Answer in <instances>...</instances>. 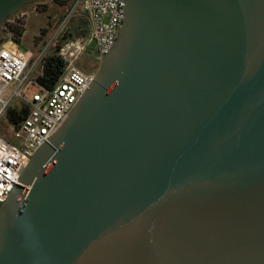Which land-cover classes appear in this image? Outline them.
<instances>
[{"label": "water", "instance_id": "95a60500", "mask_svg": "<svg viewBox=\"0 0 264 264\" xmlns=\"http://www.w3.org/2000/svg\"><path fill=\"white\" fill-rule=\"evenodd\" d=\"M123 1L0 210V264H264V0Z\"/></svg>", "mask_w": 264, "mask_h": 264}, {"label": "built area", "instance_id": "2783aa9c", "mask_svg": "<svg viewBox=\"0 0 264 264\" xmlns=\"http://www.w3.org/2000/svg\"><path fill=\"white\" fill-rule=\"evenodd\" d=\"M125 9L123 0H73L69 14L37 51L22 49L18 43L0 49V120L7 114L14 133L12 141L0 134V210L34 155L50 142L93 83L95 74L84 72L76 62L92 44L96 45L95 59L99 61L112 50L125 21ZM26 16L21 12L17 19L25 20ZM76 17L85 20L87 35L63 40L65 29ZM61 42L58 57L63 62V72L56 84L47 89L39 84L40 75L29 77L37 66L43 74L49 51ZM12 86L15 88L11 91ZM7 92L10 96L5 100ZM14 99L19 100V107L10 106ZM24 108L26 115L13 123L9 111L19 113Z\"/></svg>", "mask_w": 264, "mask_h": 264}, {"label": "rangeland", "instance_id": "374dc122", "mask_svg": "<svg viewBox=\"0 0 264 264\" xmlns=\"http://www.w3.org/2000/svg\"><path fill=\"white\" fill-rule=\"evenodd\" d=\"M64 1L66 0H35L25 5L20 11L0 25V49L3 47L12 48L14 43H18L22 49L37 51L44 40L54 30L58 29L56 26L62 20L61 15L65 11L68 15L71 11L73 0L68 3H64ZM21 12L27 13L28 16H26L25 20L18 21L17 17ZM87 30L88 28L83 18H73L67 29H65L63 40L72 38L76 32H87ZM51 51H53V48L49 51V54ZM97 55L96 45L92 44L89 46L87 52L76 62V66L84 72L96 74L100 66V61L95 59ZM41 73L40 66H37L29 78L34 79L38 75H41ZM14 88L15 86H12L11 91ZM9 96L10 92H7L4 95V99L8 100ZM20 105L17 99L11 101L10 104V106L15 107H19ZM0 134L6 140H13V126L7 118V114H4L0 120Z\"/></svg>", "mask_w": 264, "mask_h": 264}, {"label": "trees", "instance_id": "16d2710c", "mask_svg": "<svg viewBox=\"0 0 264 264\" xmlns=\"http://www.w3.org/2000/svg\"><path fill=\"white\" fill-rule=\"evenodd\" d=\"M69 1H71V0H66V1H64V3H68ZM66 13L67 12L65 11L61 15V17H62L61 19H63L67 15ZM85 35H87V32L79 31V32H76L73 37H81V36H85ZM62 44H63V42L58 44L57 47L54 48L53 51H51V53L48 55V57L45 61L43 74H41L38 77L39 84L44 88H47V89L52 88L56 84V82L58 81V79L60 78V76L63 72V62L58 57V50L60 49ZM26 113H27V110L25 108L19 113L15 112L13 110H10L9 111V117H10V120L16 124L26 115Z\"/></svg>", "mask_w": 264, "mask_h": 264}, {"label": "flooded vegetation", "instance_id": "af4514ba", "mask_svg": "<svg viewBox=\"0 0 264 264\" xmlns=\"http://www.w3.org/2000/svg\"><path fill=\"white\" fill-rule=\"evenodd\" d=\"M86 32V31H85Z\"/></svg>", "mask_w": 264, "mask_h": 264}]
</instances>
